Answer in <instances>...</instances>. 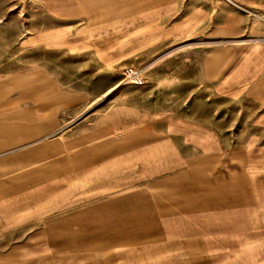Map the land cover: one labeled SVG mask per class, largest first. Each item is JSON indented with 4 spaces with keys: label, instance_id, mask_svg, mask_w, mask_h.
Returning a JSON list of instances; mask_svg holds the SVG:
<instances>
[{
    "label": "rangeland",
    "instance_id": "rangeland-1",
    "mask_svg": "<svg viewBox=\"0 0 264 264\" xmlns=\"http://www.w3.org/2000/svg\"><path fill=\"white\" fill-rule=\"evenodd\" d=\"M25 77L0 264H264V0H0V85Z\"/></svg>",
    "mask_w": 264,
    "mask_h": 264
},
{
    "label": "crops",
    "instance_id": "crops-1",
    "mask_svg": "<svg viewBox=\"0 0 264 264\" xmlns=\"http://www.w3.org/2000/svg\"><path fill=\"white\" fill-rule=\"evenodd\" d=\"M171 78H172V76H170L169 78L168 77L165 78L161 73H159V74H156L155 76H153L152 78H149L147 80V82H148V84L150 83V84H154V85H156V86H158L160 88H165L166 87L165 84L172 83L173 80H171ZM19 80L14 81L13 84L11 83L12 81H10L9 82L10 84H8L6 86L5 85H0V90H2L4 94H6L8 91L14 90L16 88V89H20V90L23 91V93H22L23 94L22 95L23 98L29 96V93H28L27 89L30 87V85H29L30 84L29 83L30 79L25 77L23 80L22 79H19ZM101 106L102 105H99V106L95 107L94 110L90 112V114L91 115H96V113H98L96 111H100L99 109H101ZM102 108H103V106H102ZM0 114H1V112H0ZM108 117L109 116L104 115L101 119H99L98 122L90 123L88 126H111L107 122ZM11 125H12L11 123H7L5 121L4 122L0 121V126H11ZM12 126H15V125H12ZM36 142H38V141H36ZM32 144L33 143H31V145ZM26 146H28V145H26ZM17 149H19V148H17ZM17 149L2 153V154H0V156L4 155V154H7L9 152L15 151ZM256 258H257V255H256Z\"/></svg>",
    "mask_w": 264,
    "mask_h": 264
},
{
    "label": "built area",
    "instance_id": "built-area-1",
    "mask_svg": "<svg viewBox=\"0 0 264 264\" xmlns=\"http://www.w3.org/2000/svg\"><path fill=\"white\" fill-rule=\"evenodd\" d=\"M123 74L125 76L124 80L125 82L127 81V84H132L137 86L146 84V79L144 78L142 73L139 70L134 69L133 67L125 68Z\"/></svg>",
    "mask_w": 264,
    "mask_h": 264
},
{
    "label": "water",
    "instance_id": "water-1",
    "mask_svg": "<svg viewBox=\"0 0 264 264\" xmlns=\"http://www.w3.org/2000/svg\"><path fill=\"white\" fill-rule=\"evenodd\" d=\"M179 47H180V46H179ZM179 47H176V48H179ZM176 48H175V49H176ZM173 50H174V49H173Z\"/></svg>",
    "mask_w": 264,
    "mask_h": 264
}]
</instances>
